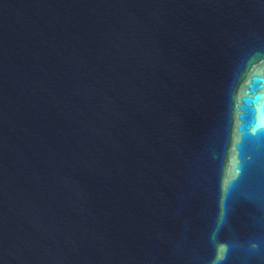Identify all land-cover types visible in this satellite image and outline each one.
<instances>
[{
    "label": "water",
    "instance_id": "obj_1",
    "mask_svg": "<svg viewBox=\"0 0 264 264\" xmlns=\"http://www.w3.org/2000/svg\"><path fill=\"white\" fill-rule=\"evenodd\" d=\"M0 264H264V0H0Z\"/></svg>",
    "mask_w": 264,
    "mask_h": 264
},
{
    "label": "snow or ice",
    "instance_id": "obj_2",
    "mask_svg": "<svg viewBox=\"0 0 264 264\" xmlns=\"http://www.w3.org/2000/svg\"><path fill=\"white\" fill-rule=\"evenodd\" d=\"M221 251H223V249Z\"/></svg>",
    "mask_w": 264,
    "mask_h": 264
}]
</instances>
